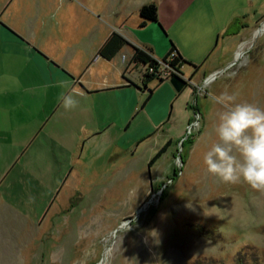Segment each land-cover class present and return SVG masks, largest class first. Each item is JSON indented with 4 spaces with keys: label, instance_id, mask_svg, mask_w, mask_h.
<instances>
[{
    "label": "rangeland",
    "instance_id": "374dc122",
    "mask_svg": "<svg viewBox=\"0 0 264 264\" xmlns=\"http://www.w3.org/2000/svg\"><path fill=\"white\" fill-rule=\"evenodd\" d=\"M198 2L207 12L196 10L189 25L183 15L168 30L190 51L208 47L197 57L204 72L182 68L193 88L177 101L192 116L182 136L150 166L161 136L132 156L88 150L63 175L60 163L27 161L24 146L8 148L19 152L0 159V264H264V191L223 183L203 163L218 142L213 96L235 93L238 103L264 109V0H199L189 9ZM235 57L203 82V73Z\"/></svg>",
    "mask_w": 264,
    "mask_h": 264
},
{
    "label": "crops",
    "instance_id": "0c3cea01",
    "mask_svg": "<svg viewBox=\"0 0 264 264\" xmlns=\"http://www.w3.org/2000/svg\"><path fill=\"white\" fill-rule=\"evenodd\" d=\"M150 1L0 0L2 161L19 152L8 148L24 146L21 155L27 161L60 163L63 175L66 164L88 150L132 156L150 138L161 136L170 143L182 136L192 116L186 102L177 101L185 87L193 92L192 83L177 91L169 78L146 79L142 63L132 60L133 45L150 46L161 57L173 43L186 60L181 72L188 62L198 76L207 66L197 58L208 50L207 43L190 51L168 30L183 15L189 25L196 10L207 9L199 2L189 9L199 0H184L178 7L173 0H158L157 20L141 25L139 7ZM246 24L241 22L230 34L238 35ZM182 30L191 40L188 27ZM113 31L126 42L100 52ZM62 81L71 84L61 88ZM72 89L83 96L76 97V109L66 112L59 95Z\"/></svg>",
    "mask_w": 264,
    "mask_h": 264
},
{
    "label": "clouds",
    "instance_id": "9594fccd",
    "mask_svg": "<svg viewBox=\"0 0 264 264\" xmlns=\"http://www.w3.org/2000/svg\"><path fill=\"white\" fill-rule=\"evenodd\" d=\"M70 81L60 82L67 88ZM83 96L78 89L61 92L59 100L66 111L76 109ZM212 100L219 105L215 131L218 142L204 154L206 171L223 183L246 182L252 189L264 191V109L255 104L237 102V95L227 91Z\"/></svg>",
    "mask_w": 264,
    "mask_h": 264
},
{
    "label": "trees",
    "instance_id": "16d2710c",
    "mask_svg": "<svg viewBox=\"0 0 264 264\" xmlns=\"http://www.w3.org/2000/svg\"><path fill=\"white\" fill-rule=\"evenodd\" d=\"M139 14L142 18L141 22H140L141 25L145 24L146 22H148L150 20H157V5H156V3L154 1L143 3L139 7ZM226 32H230L229 29ZM125 42H126V39L122 35H120L116 31H113L109 35L107 40L103 43V45L100 47L99 51L102 53H107V48L109 46H113V49H117L118 47H120ZM171 50H174L176 54L170 63L175 68L180 69L183 61H186V60L176 50V47L174 46L173 43H171V47H170L169 51H171ZM168 52L165 55H163L162 57L165 58V56L168 54ZM132 60H134L135 62H141L142 64H145L148 62L152 63V62L156 61V59L153 55L152 48L150 46H139V45H133ZM144 77H146V79H152L153 78L152 76H149L147 74H144ZM196 110H198V109H196ZM168 144H169V141L165 142L149 158V160H148L149 166L157 159L158 156H160V154L166 149ZM240 253H242V249L236 253L237 261L240 260V258H239Z\"/></svg>",
    "mask_w": 264,
    "mask_h": 264
},
{
    "label": "built area",
    "instance_id": "2783aa9c",
    "mask_svg": "<svg viewBox=\"0 0 264 264\" xmlns=\"http://www.w3.org/2000/svg\"><path fill=\"white\" fill-rule=\"evenodd\" d=\"M175 51L171 50L168 52V54L165 56V58L161 57H155V62H148L143 65V74H147L149 76H152L156 80L169 78L171 74L181 71L178 68H175L170 62L175 56ZM183 75V74H182ZM184 76V75H183ZM187 78L186 76H184Z\"/></svg>",
    "mask_w": 264,
    "mask_h": 264
},
{
    "label": "water",
    "instance_id": "95a60500",
    "mask_svg": "<svg viewBox=\"0 0 264 264\" xmlns=\"http://www.w3.org/2000/svg\"><path fill=\"white\" fill-rule=\"evenodd\" d=\"M261 32H262V29H259L256 35L260 34ZM235 60H236V57L233 60L229 61L226 65L216 69L212 73L205 76V78L203 79V82H207L211 80L212 78H214L217 74H219L220 71L226 69ZM169 81L171 82L175 90L180 91L183 87L189 85L190 78H185L182 75V72L179 71V72L171 74L169 77ZM179 156H180V153L178 152L177 157L179 158Z\"/></svg>",
    "mask_w": 264,
    "mask_h": 264
},
{
    "label": "bare ground",
    "instance_id": "6f19581e",
    "mask_svg": "<svg viewBox=\"0 0 264 264\" xmlns=\"http://www.w3.org/2000/svg\"><path fill=\"white\" fill-rule=\"evenodd\" d=\"M259 29H262V31H263V28L259 27V28L256 30V32H255V33H257ZM244 44H245V43H243V44L241 45V47H240V50H242V49H243V47H244Z\"/></svg>",
    "mask_w": 264,
    "mask_h": 264
},
{
    "label": "flooded vegetation",
    "instance_id": "af4514ba",
    "mask_svg": "<svg viewBox=\"0 0 264 264\" xmlns=\"http://www.w3.org/2000/svg\"><path fill=\"white\" fill-rule=\"evenodd\" d=\"M187 78H190L189 76ZM190 82V81H189Z\"/></svg>",
    "mask_w": 264,
    "mask_h": 264
}]
</instances>
